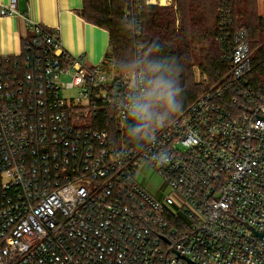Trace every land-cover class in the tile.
I'll use <instances>...</instances> for the list:
<instances>
[{"label":"built area","instance_id":"1","mask_svg":"<svg viewBox=\"0 0 264 264\" xmlns=\"http://www.w3.org/2000/svg\"><path fill=\"white\" fill-rule=\"evenodd\" d=\"M0 15L30 32L0 56V264H264L247 226L264 233V95L229 0L223 78L151 143L126 133L128 72L72 55L17 0Z\"/></svg>","mask_w":264,"mask_h":264},{"label":"trees","instance_id":"2","mask_svg":"<svg viewBox=\"0 0 264 264\" xmlns=\"http://www.w3.org/2000/svg\"><path fill=\"white\" fill-rule=\"evenodd\" d=\"M146 1L147 0H83L80 15L87 22L104 28L109 32L110 40L107 52L114 57L115 72L117 73L127 72L126 66L136 61L135 51L137 47H141L142 49L139 54V59L157 58L153 53L155 51V45L159 43L164 48L162 55L174 57L181 65L182 71L180 79L185 90L183 111L203 93L199 92L200 90L192 81V75L190 74V37L186 30L183 29L184 25H182L181 30L177 31L175 29V12L172 7H157L156 5L146 4ZM191 1L195 4L193 10H197L201 0ZM220 2L221 0H205L207 5H212L211 10L213 17H215L214 14L218 6H220ZM229 2L235 26L247 30L251 49L254 50L253 37L256 29L255 22L261 24L264 28V19L251 14V12L254 13L255 10V0H229ZM132 4L137 7L136 12L139 14L137 17L140 20V34L136 38L134 36L132 19L125 16L126 11L131 8ZM176 5L177 11L182 21H184L186 16L184 3L181 0H177ZM237 12L238 14L242 15L244 13L245 16H248L247 22L241 26L238 25V23H242L236 19ZM218 18L219 14H216L214 35L217 33ZM198 23L201 25V20L199 18L195 22L194 27H196ZM202 26L204 25L202 24ZM257 58L261 61V65H255L253 73L256 72V67H258V72L264 74V51H260ZM200 65L204 68V71L209 74L211 80H215L226 72V68L219 58L218 44L215 52L206 56V60L200 62ZM255 82H257V78H255ZM260 93L262 92L260 91Z\"/></svg>","mask_w":264,"mask_h":264},{"label":"clouds","instance_id":"3","mask_svg":"<svg viewBox=\"0 0 264 264\" xmlns=\"http://www.w3.org/2000/svg\"><path fill=\"white\" fill-rule=\"evenodd\" d=\"M157 43L155 59L143 58L126 66L130 87L124 97L126 133L132 141L151 143L168 128L183 108L185 90L181 65Z\"/></svg>","mask_w":264,"mask_h":264},{"label":"crops","instance_id":"4","mask_svg":"<svg viewBox=\"0 0 264 264\" xmlns=\"http://www.w3.org/2000/svg\"><path fill=\"white\" fill-rule=\"evenodd\" d=\"M11 0H0L7 5ZM83 0H17L21 14L51 28H57L64 46L72 55H83L88 65L98 66L109 75L115 72V61L108 54L109 32L87 22L81 15ZM30 32L18 16L0 15V56L17 55L22 39Z\"/></svg>","mask_w":264,"mask_h":264},{"label":"rangeland","instance_id":"5","mask_svg":"<svg viewBox=\"0 0 264 264\" xmlns=\"http://www.w3.org/2000/svg\"><path fill=\"white\" fill-rule=\"evenodd\" d=\"M151 3L149 5H156L157 7H172L175 12V29L181 30L182 25L183 29L186 30L188 36L190 37L189 41V53H190V74L192 75V81L198 86L199 92H204L208 87L216 84L219 80H221L224 76V73L217 77L215 80H211L209 74L204 71V68L200 65V62L206 60V56L215 52L217 49V40L216 35H214V29L216 27L215 17L216 14H219V6L214 14L212 15V5H207L205 0H201L200 5L197 10H193L195 4L192 3L191 0H181L184 3V8L186 12L185 20L182 21L179 12L177 11V0H166L164 4L161 3V0H150ZM197 3V2H196ZM197 5V4H196ZM254 14L256 17H260L264 19V0H255V10ZM218 16V15H217ZM201 20V25L198 23L196 27H194L197 19ZM237 21H240L243 25L248 20V16H245L243 13H236ZM253 20V19H252ZM255 32L253 37V56L255 57L256 66L261 65V61L258 60L257 56L260 51H264V28L261 24L255 22ZM202 24L204 26H202ZM209 28V29H207ZM207 29V30H206ZM211 33V34H210ZM192 39V40H191ZM252 74V78H257L256 85L259 87L260 91L264 95V74H260L257 70ZM64 80H67V77H64ZM199 93V94H200ZM189 106V105H188ZM188 106L180 113L182 114ZM179 114V115H180Z\"/></svg>","mask_w":264,"mask_h":264},{"label":"water","instance_id":"6","mask_svg":"<svg viewBox=\"0 0 264 264\" xmlns=\"http://www.w3.org/2000/svg\"><path fill=\"white\" fill-rule=\"evenodd\" d=\"M58 53H59V52H58ZM256 116L264 120V117H261V116H258V115H256ZM245 224H246V223H245ZM246 225H247V224H246ZM247 226L250 227V228H251L256 234H258L259 236L264 237V233H261V232L257 231L256 229L252 228V227L249 226V225H247ZM190 261H191L192 263H194V264H200V263H197V262H195V261H193V260H191V259H190Z\"/></svg>","mask_w":264,"mask_h":264},{"label":"bare ground","instance_id":"7","mask_svg":"<svg viewBox=\"0 0 264 264\" xmlns=\"http://www.w3.org/2000/svg\"><path fill=\"white\" fill-rule=\"evenodd\" d=\"M165 1H166V0H161V3L164 4V3H166Z\"/></svg>","mask_w":264,"mask_h":264}]
</instances>
